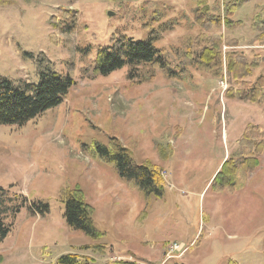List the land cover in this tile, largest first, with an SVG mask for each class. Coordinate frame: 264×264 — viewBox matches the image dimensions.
Listing matches in <instances>:
<instances>
[{"label": "rangeland", "instance_id": "rangeland-1", "mask_svg": "<svg viewBox=\"0 0 264 264\" xmlns=\"http://www.w3.org/2000/svg\"><path fill=\"white\" fill-rule=\"evenodd\" d=\"M153 31L167 69L93 74L114 37ZM261 42L264 0H0V79L76 82L28 125L0 126V219L11 228L0 264H264V105L232 98L226 70L215 77L202 57L214 47L225 68L228 53L262 56ZM116 145L160 168V192L101 160L98 147ZM73 192L95 236L68 228ZM175 243L184 247L168 260Z\"/></svg>", "mask_w": 264, "mask_h": 264}, {"label": "trees", "instance_id": "trees-1", "mask_svg": "<svg viewBox=\"0 0 264 264\" xmlns=\"http://www.w3.org/2000/svg\"><path fill=\"white\" fill-rule=\"evenodd\" d=\"M69 12L65 11L68 14ZM155 39L154 31L147 40L135 41L126 36L114 37L109 45L99 48L98 57L94 60L96 65L93 74L96 77L110 76L127 67L131 70L129 77L136 78L141 75L138 70L142 66L150 65L156 69H167L168 62L163 59L161 51L155 47ZM229 44L232 45L233 42ZM256 45L264 47V42ZM208 49L210 50L209 58L206 57L207 54H203L202 57L207 63L218 67L213 73L215 77L222 76L225 69L228 81L232 86L237 87L229 90L230 96L236 100L264 105V74L256 81L248 80L255 70L264 67V54L249 60L246 55H239L235 58L228 53L227 56L225 55L226 66L224 68V58L218 49L211 46ZM41 76L42 80L39 84L24 82L21 86L14 85L7 79H0V126L28 125L49 110L61 105L70 92V88L76 84L71 77L61 76L54 72ZM243 141L246 145L252 143L251 138H244ZM256 148L255 151L260 153L261 148H264L263 141L259 142ZM110 149L105 146L98 147L101 160L109 162L112 159L115 160L120 174L126 181L139 188L144 187L148 191L161 189L164 178L160 168L152 165H138L129 152L120 145L111 146ZM0 196H2L1 193ZM82 198L80 192L69 193L65 198L66 224L71 231L81 232L86 236H95L97 233L90 206ZM44 207L47 211L45 213H48L49 206L44 204ZM29 209L30 213L36 215L31 207ZM10 231V226L0 219V243L6 240ZM79 260H81L79 255H68L62 257L59 262L60 264H81Z\"/></svg>", "mask_w": 264, "mask_h": 264}, {"label": "built area", "instance_id": "built-area-1", "mask_svg": "<svg viewBox=\"0 0 264 264\" xmlns=\"http://www.w3.org/2000/svg\"><path fill=\"white\" fill-rule=\"evenodd\" d=\"M184 247L183 246H179L178 244H172L171 248L169 249V252H167L166 257L168 258V260H173L175 259L176 255L178 252L181 251V249Z\"/></svg>", "mask_w": 264, "mask_h": 264}, {"label": "water", "instance_id": "water-1", "mask_svg": "<svg viewBox=\"0 0 264 264\" xmlns=\"http://www.w3.org/2000/svg\"><path fill=\"white\" fill-rule=\"evenodd\" d=\"M114 14L113 13H109V16H113Z\"/></svg>", "mask_w": 264, "mask_h": 264}]
</instances>
